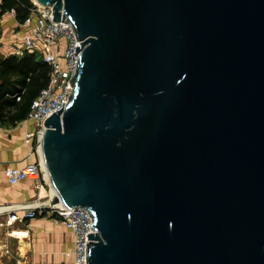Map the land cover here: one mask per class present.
<instances>
[{"label": "water", "instance_id": "obj_1", "mask_svg": "<svg viewBox=\"0 0 264 264\" xmlns=\"http://www.w3.org/2000/svg\"><path fill=\"white\" fill-rule=\"evenodd\" d=\"M35 1L83 40L40 148L86 264H264V0Z\"/></svg>", "mask_w": 264, "mask_h": 264}, {"label": "built area", "instance_id": "obj_2", "mask_svg": "<svg viewBox=\"0 0 264 264\" xmlns=\"http://www.w3.org/2000/svg\"><path fill=\"white\" fill-rule=\"evenodd\" d=\"M30 7L29 15L17 26L20 32L18 45H12V53L21 54L23 50L37 52L50 65L49 80L46 86L41 88L33 99L27 117L21 122L32 124L31 130L25 133L24 141L33 147L37 159L21 166H8L5 168V176L10 184H15L24 179H31L38 194L33 202L24 206L22 202L4 204L0 206V212L5 219L0 221L1 226H11L19 220H27L39 214L50 215L59 221L73 235L72 248L65 251V255L72 259V264H86V242L91 239L87 234L96 233L90 228L91 219L84 208H67L60 201L42 204L41 199L57 197L56 191L50 181L39 149L41 150V135L46 129L43 122L53 111L57 112L61 106L65 109L67 99L72 91L69 79L75 73L77 59L83 49L80 48L81 39H76L72 26L68 22L53 21V5H41L34 0ZM75 46L80 48L77 53ZM20 100V95L15 96ZM63 103V105H62ZM32 152L34 153V151ZM46 193L40 195V191ZM75 209V210H74ZM22 236L28 235L23 231ZM14 234V231H10Z\"/></svg>", "mask_w": 264, "mask_h": 264}, {"label": "crops", "instance_id": "obj_3", "mask_svg": "<svg viewBox=\"0 0 264 264\" xmlns=\"http://www.w3.org/2000/svg\"><path fill=\"white\" fill-rule=\"evenodd\" d=\"M17 24L13 10L1 15L0 57L12 53L11 46L19 44L21 31ZM31 128L30 123L19 121L7 133H0V206L26 203L38 194L33 180L10 184L5 176L6 167L32 161V148L24 141L25 133ZM4 219V213L0 212V221ZM13 229L27 231L28 235L23 237L22 232L13 235L10 233ZM72 245V233L50 215L39 214L11 226L0 225V264H72V259L64 253Z\"/></svg>", "mask_w": 264, "mask_h": 264}, {"label": "trees", "instance_id": "obj_4", "mask_svg": "<svg viewBox=\"0 0 264 264\" xmlns=\"http://www.w3.org/2000/svg\"><path fill=\"white\" fill-rule=\"evenodd\" d=\"M31 0H0V17L14 11L17 22L30 12ZM50 65L37 52L23 50L0 57V122L15 126L27 117L30 105L49 80ZM20 95V100L15 96Z\"/></svg>", "mask_w": 264, "mask_h": 264}, {"label": "rangeland", "instance_id": "obj_5", "mask_svg": "<svg viewBox=\"0 0 264 264\" xmlns=\"http://www.w3.org/2000/svg\"><path fill=\"white\" fill-rule=\"evenodd\" d=\"M32 125V124H31ZM13 127H15V126H12V125H10V124H8L7 122H3V121H1L0 122V133L1 132H3V133H7V131H9L11 128H13ZM18 129V128H17ZM33 147H35V146H32L31 145V148H32V150L34 149ZM34 151V153L32 154V159L31 160H35V159H37V154L35 153V150H33ZM49 200V199H48ZM48 202H50V201H48Z\"/></svg>", "mask_w": 264, "mask_h": 264}, {"label": "bare ground", "instance_id": "obj_6", "mask_svg": "<svg viewBox=\"0 0 264 264\" xmlns=\"http://www.w3.org/2000/svg\"><path fill=\"white\" fill-rule=\"evenodd\" d=\"M35 1V0H34ZM39 153H40V155H41V150L39 149ZM41 158H42V155H41ZM43 160V159H42ZM44 163V162H43ZM46 193V191L43 189V192H42V194H45ZM48 199H49V201L50 202H48ZM47 201V202H45V201ZM51 198H45V199H41L40 200V202L42 203V204H49V203H51ZM44 201V202H43ZM33 201H29V202H26V203H23V205L24 206H27V205H29V204H31ZM13 231H14V234H18V233H20V231H18L17 229H13Z\"/></svg>", "mask_w": 264, "mask_h": 264}]
</instances>
